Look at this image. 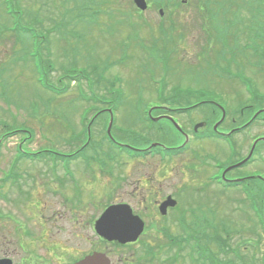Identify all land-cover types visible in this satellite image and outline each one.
I'll list each match as a JSON object with an SVG mask.
<instances>
[{
	"label": "rangeland",
	"instance_id": "1",
	"mask_svg": "<svg viewBox=\"0 0 264 264\" xmlns=\"http://www.w3.org/2000/svg\"><path fill=\"white\" fill-rule=\"evenodd\" d=\"M2 1L5 0H0V178L9 175L10 165L15 163L19 179L16 188H10V182L0 183V255L6 251L5 256L15 260L31 257L69 261L76 254L86 253L92 247L89 241H97L91 226L104 206L120 202L141 216L145 231L136 243H104L113 252L118 250L115 253L119 255L112 259L128 256L134 264H192L187 259V247L195 233L189 231L209 225L211 229H203L206 238L199 243L205 242L212 254L206 257L196 251L198 260L194 264H210L211 257L221 263L226 259L232 264H258V257L264 253V232L257 226L249 202L240 188L223 190L207 179L214 169L213 160H223L226 155L223 143L205 139L200 149L195 144V154L182 157L193 152L189 148L164 161L123 155L109 165L105 163L109 159L99 163L100 155L105 154L94 152V146L105 137L110 117H98L102 105L88 99L96 95L121 100L112 115L111 133L138 149L172 140L174 146H179L185 140L183 133L188 136V144L194 124L212 118L210 109L193 110L191 114L181 110V106L199 99L182 93L176 88L178 84L181 88L203 85L222 93L224 97L219 99L226 101L228 113L221 125L230 128L234 108L243 107L244 102L238 101L247 97L240 91L232 93L236 86L229 81L205 74L210 69L197 60L201 50L197 45L203 44L205 30L214 25L212 12L219 16L218 23L227 32L242 28V40L249 38L255 29L253 0H188V7L187 0H147L150 7L140 12L132 0ZM195 4H204L209 11L208 24L201 21L203 16H198ZM159 9H164L161 16ZM171 13L177 22L171 29L163 27L164 34H160V17L167 20ZM177 27L183 35L176 32ZM165 41L170 43L168 72L166 58L149 48L154 42L156 47L163 46ZM204 67V71L197 70ZM40 77L55 88L68 89L62 94L50 93ZM258 91H264V86ZM199 98L218 102L206 94ZM151 100H156L152 116H161L149 127L143 122L142 108ZM163 105L168 106L165 112L160 107ZM166 116L174 119L179 131L164 119ZM88 124L91 145L85 150L87 160L72 161L67 168L62 166V160L14 161L19 147L28 152L79 148L86 139ZM5 129L19 131L1 139ZM249 131L248 140L264 136V124ZM104 147L109 148L107 144ZM257 151L263 154L264 148ZM244 154L245 149L232 160ZM254 157L255 153L252 161ZM252 161L228 176L259 174L264 178V167ZM252 183L263 196L264 206V186L258 181ZM167 195L176 200L177 210L168 208L161 215L155 200L162 201ZM178 215H184L186 223ZM223 227L226 230L220 231ZM157 228L168 230L167 238L157 233ZM217 236L225 243L224 252L215 247L213 239ZM103 247L100 244L99 248Z\"/></svg>",
	"mask_w": 264,
	"mask_h": 264
},
{
	"label": "water",
	"instance_id": "2",
	"mask_svg": "<svg viewBox=\"0 0 264 264\" xmlns=\"http://www.w3.org/2000/svg\"><path fill=\"white\" fill-rule=\"evenodd\" d=\"M141 8L145 7L144 0H135ZM164 202L162 205H166ZM173 203V202H172ZM99 221V233L108 239H119L121 242L134 241L143 228V222L139 217L132 215L130 209L125 206L110 207ZM80 264H107L104 255L93 253L87 256Z\"/></svg>",
	"mask_w": 264,
	"mask_h": 264
},
{
	"label": "flooded vegetation",
	"instance_id": "3",
	"mask_svg": "<svg viewBox=\"0 0 264 264\" xmlns=\"http://www.w3.org/2000/svg\"><path fill=\"white\" fill-rule=\"evenodd\" d=\"M263 17H264V12H260V10H257L256 11V13L254 14V20H253V23L255 24V29H256V31H258L259 33H261V35H260V37L263 39L264 38V34H263V32H264V30H262V26H261V21L262 20H264L263 19ZM253 27H254V25H253ZM247 63H250V64H253V61H252V57H248V60H247ZM253 75V74H252ZM232 85H234V86H236V83L235 84H233L232 82H230ZM236 88V87H235ZM247 122V120H245V121H241V123L240 124H236V125H234L233 127H231V128H234V129H242V128H247V126L246 125H244L245 123ZM232 123H237V121L235 120V119H232L231 120V124ZM239 131H241L240 133H238ZM219 132V131H218ZM234 132V131H233ZM236 133H238L237 134V137L235 138V144H236V150H238V151H242L243 149H245L246 147H247V145H248V142H249V140H248V135H247V133H245L244 131H242V130H238V131H236L235 132V134ZM244 133L246 134V135H244ZM243 137V142L241 141V138ZM260 142H262V141H259L258 140V142H256L255 143V146H254V149H253V151H252V155H254V153H258V151L257 150H259V147L261 146L260 145ZM252 145V144H251ZM251 155V156H252ZM252 158V157H251ZM251 160V159H250ZM161 200V199H160ZM155 202H156V200H155ZM160 201H158L157 203H159ZM15 243H17V245H18V241H16ZM89 243L91 244V245H93V243H94V241L93 240H91V241H89ZM92 248V247H91ZM44 249H45V251H46V254H48V251H49V249L48 248H45V246H44ZM67 250V248H63V251H66ZM93 250H95V248H93L92 250H90L89 252H92ZM52 253L53 252H50V255L51 256H54V255H52ZM5 254H7V252L5 251L3 254L1 253V255H0V264H50V262L49 261H52V262H54V264L56 263V261H58L60 264H69V263H73V262H75V261H77V260H79V258L76 260H73V261H64V260H61V259H46V260H42L41 258H37V259H34V258H31V257H28V258H21V259H18V260H15V259H13V258H11L10 256H5ZM87 254V253H86ZM83 255V254H82ZM85 255V254H84ZM187 255L189 256V252L187 253ZM79 256V255H78ZM188 256H187V259H188ZM133 260L134 259H132L131 258V260H130V258L127 256L126 257V259H113V260H111L110 261V264H134L133 263Z\"/></svg>",
	"mask_w": 264,
	"mask_h": 264
},
{
	"label": "trees",
	"instance_id": "4",
	"mask_svg": "<svg viewBox=\"0 0 264 264\" xmlns=\"http://www.w3.org/2000/svg\"><path fill=\"white\" fill-rule=\"evenodd\" d=\"M19 14H22V12L20 11L19 12ZM23 34H26V33H23ZM73 74H70V77L72 76ZM204 141V140H203ZM198 144H199V146H202V142L200 141V142H198ZM27 156V155H26ZM28 157V156H27ZM42 155H39V158H41L42 159ZM39 158H37L36 156H33L30 160L31 161H37V160H40Z\"/></svg>",
	"mask_w": 264,
	"mask_h": 264
}]
</instances>
